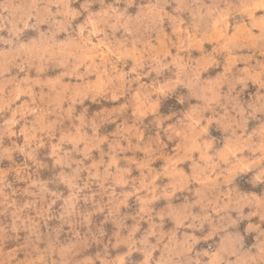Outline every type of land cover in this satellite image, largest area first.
<instances>
[{
	"label": "clouds",
	"instance_id": "1",
	"mask_svg": "<svg viewBox=\"0 0 264 264\" xmlns=\"http://www.w3.org/2000/svg\"><path fill=\"white\" fill-rule=\"evenodd\" d=\"M0 264H264V0H0Z\"/></svg>",
	"mask_w": 264,
	"mask_h": 264
}]
</instances>
